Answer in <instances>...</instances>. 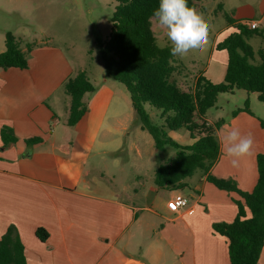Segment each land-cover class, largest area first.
I'll return each instance as SVG.
<instances>
[{"label": "crops", "instance_id": "0c3cea01", "mask_svg": "<svg viewBox=\"0 0 264 264\" xmlns=\"http://www.w3.org/2000/svg\"><path fill=\"white\" fill-rule=\"evenodd\" d=\"M225 8L229 12L224 15L231 21L211 43L194 80L198 75L212 82L223 80L227 52L216 45L237 23L259 20V34L250 38L264 41V0H259L258 7L241 0L232 7L221 5ZM261 40L252 47L264 48ZM30 45L27 67L0 68V128L9 125L17 137L4 147L0 138V236L14 225L29 264H229L226 237L214 232L212 223L231 221L240 197L218 188L206 176L232 179L243 191L256 183V155L264 153L260 123L264 106L257 103L256 92L243 95L251 113L233 114V109L227 118L219 112L206 115L209 122L223 119L216 130L218 142L234 127L242 134L251 133V155L233 167L219 142V156L208 171L193 172L178 188H158L153 182L156 162L147 177L127 170L136 163L145 164L137 142L130 147L126 143L137 118L127 89L105 74L100 80L89 77L95 90L83 95L86 110L68 125L70 96L63 82L87 69L81 60L74 63L50 38ZM4 48L2 41L0 52ZM176 74L183 75L180 70ZM175 132L170 129L168 134L181 144L196 139L188 133L189 140L183 141L186 137ZM32 137L39 140L25 142ZM152 151L156 154L158 149ZM122 155L125 165L112 170L109 161L117 167ZM125 176L133 179L131 186L124 182ZM176 194L188 199L194 208L191 214L185 209L168 210L166 202ZM37 227L47 231L45 240L36 236ZM144 235L152 238L143 243ZM167 254L172 259H163ZM257 264H264V242Z\"/></svg>", "mask_w": 264, "mask_h": 264}, {"label": "trees", "instance_id": "16d2710c", "mask_svg": "<svg viewBox=\"0 0 264 264\" xmlns=\"http://www.w3.org/2000/svg\"><path fill=\"white\" fill-rule=\"evenodd\" d=\"M158 3L159 0H116L109 35L98 42V47L106 74L124 84L140 126L152 136L155 147L176 149L172 158L156 167L153 176L158 188L174 189L196 169L208 171L219 156L216 130L223 119L206 120V112L215 105L219 93L244 89L256 92L257 99L264 103V48L254 49L249 42L251 36L259 34L256 28L237 23L216 45L227 52L223 80L212 82L198 75L190 89H182L175 79L180 69L172 62L170 45L158 46L151 27L152 12ZM188 6L196 9L195 0H188ZM226 18L231 21L227 15ZM4 45L0 68L27 67L29 43L22 50L16 36L6 31ZM63 89L70 96L67 124L73 125L86 110L83 95L93 92L95 85L82 69L63 82ZM146 105L157 109L161 124L151 120ZM238 110L251 113L247 99L233 114ZM260 123L264 128V121ZM181 127L196 138L191 144H181L168 135L167 129ZM0 138L1 147L17 140L9 125L1 126ZM38 140L39 137H32L25 142ZM256 164L258 176L250 191L239 189L232 179L206 176L218 188L236 192L240 197L235 200L236 214L231 221L212 223L213 231L226 237L229 264H257L264 242V153L256 155ZM35 234L40 240L48 236L43 227H37ZM0 264H29L12 224L0 236Z\"/></svg>", "mask_w": 264, "mask_h": 264}, {"label": "rangeland", "instance_id": "374dc122", "mask_svg": "<svg viewBox=\"0 0 264 264\" xmlns=\"http://www.w3.org/2000/svg\"><path fill=\"white\" fill-rule=\"evenodd\" d=\"M241 0H197L198 8L195 10L201 14L205 23L209 26L208 43L205 49L195 56H189L181 60L173 57L172 62L181 71V76L176 74V80L182 89H190L193 85L194 75L202 68V64L210 50L211 43L217 37L218 33L223 30L227 24V19L224 12H229L226 8L238 4ZM250 2L258 7L259 0H250ZM116 0H0V42L4 41L6 31L12 32L21 48L29 44L50 38L51 42L61 46L67 55L73 59V62L81 60L86 67L90 79L100 80L105 72L103 60L101 58L98 42L104 41L111 29V14L114 10ZM152 30L154 32L156 42L160 46L169 45L164 35L165 29L157 23L156 19L151 18ZM261 31V28L259 29ZM262 33V31H261ZM252 45L257 46L258 37L250 38ZM263 43L264 41L261 40ZM264 45V44H263ZM110 79L122 85L124 84L107 75ZM129 95V92L127 90ZM244 89H235L230 93H219L215 105L210 107L206 115L213 117L218 112L225 118L229 116L231 110L237 106H243L244 96L246 95ZM264 106L263 102H257ZM150 113L151 120L155 123L161 124L162 120L157 116V109H153L146 105ZM254 111L257 109L253 105ZM258 112V111H257ZM137 117V116H136ZM140 120L138 117L129 127V134L127 138L128 144L137 142L138 147L142 150L144 165L129 167V173L135 170L141 172L147 177L151 175V168L157 164L165 163L169 158H172L176 149L171 146H165L164 149H155L154 140L152 136L144 129H140ZM136 130L140 133L137 134ZM170 129H167V133ZM175 134L186 137L183 141H188L189 131L183 127L175 129ZM137 134V135H136ZM169 135V134H168ZM170 136V135H169ZM171 137V136H170ZM123 160L114 167L113 163L109 161V166L112 170H117L120 166H124L126 157L122 155ZM201 169H196L194 173H198ZM124 182L131 186L132 178L124 177ZM152 238L151 235L147 237L144 235L141 240L143 243L148 242ZM163 259H172L171 254H167Z\"/></svg>", "mask_w": 264, "mask_h": 264}, {"label": "clouds", "instance_id": "9594fccd", "mask_svg": "<svg viewBox=\"0 0 264 264\" xmlns=\"http://www.w3.org/2000/svg\"><path fill=\"white\" fill-rule=\"evenodd\" d=\"M152 16L166 30L164 35L170 45V56L183 60L205 49L209 26L201 14L188 6V0H159ZM219 142L231 165L238 167L242 158L251 155L254 139L251 133L242 134L234 127L219 137Z\"/></svg>", "mask_w": 264, "mask_h": 264}, {"label": "built area", "instance_id": "2783aa9c", "mask_svg": "<svg viewBox=\"0 0 264 264\" xmlns=\"http://www.w3.org/2000/svg\"><path fill=\"white\" fill-rule=\"evenodd\" d=\"M242 24L246 25L248 28L253 29L259 26V20L248 19ZM166 206L168 210L172 212H179L181 209H185L186 213L191 214L194 208L188 204V199L182 194H176L167 200Z\"/></svg>", "mask_w": 264, "mask_h": 264}]
</instances>
